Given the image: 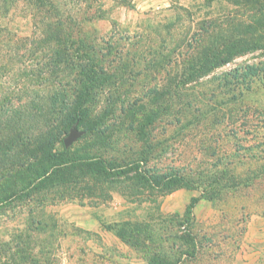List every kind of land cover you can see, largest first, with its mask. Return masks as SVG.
Masks as SVG:
<instances>
[{
  "label": "rangeland",
  "instance_id": "374dc122",
  "mask_svg": "<svg viewBox=\"0 0 264 264\" xmlns=\"http://www.w3.org/2000/svg\"><path fill=\"white\" fill-rule=\"evenodd\" d=\"M47 23L72 38L73 59L88 51L104 70L90 123L103 114L132 150L150 141V166L208 176L156 197L126 199L116 186L106 197L11 204L0 211V264H264V0H0V99L75 87V70L53 66L63 43L46 39ZM252 63L249 84L222 79ZM129 115L153 118L149 139L128 128ZM90 123L63 136L81 132L65 146L73 155L95 143ZM189 191L206 199L186 221ZM37 216L43 230L30 223Z\"/></svg>",
  "mask_w": 264,
  "mask_h": 264
},
{
  "label": "trees",
  "instance_id": "16d2710c",
  "mask_svg": "<svg viewBox=\"0 0 264 264\" xmlns=\"http://www.w3.org/2000/svg\"><path fill=\"white\" fill-rule=\"evenodd\" d=\"M6 1L2 0V3ZM4 6L6 10L9 7ZM51 26V23L45 25L50 29L46 39L63 43L62 48L54 49L53 66L58 68L59 64H63L66 69L75 70V87L68 89L69 83L65 82L61 90L55 88L44 94L34 89L29 99L21 96L16 98V102L10 97L0 99V211L16 202L34 200L35 205L42 207L47 201L55 199L82 200L86 191L90 197H106L108 189L116 186L126 199L140 197L142 190L156 197L158 192L165 195L181 187H202L208 175L204 176V180L203 173L190 178L175 167L162 171L155 165H148L154 146L144 137L141 138L143 144L138 146L141 148L132 150L128 141L122 142L120 135L112 132L103 114L90 123L87 104L95 87L106 81L104 70L88 51L73 59L70 54L72 38L68 34L61 38V33ZM235 53H226L217 64L230 61ZM256 65L245 64L230 69L222 73L225 76L222 79L227 80V84L233 81L249 84L257 70ZM131 105L128 102L120 112H128ZM128 120L129 129L137 131L139 126L140 136H146L144 127L153 118L136 119L134 115H129ZM74 121L82 126L90 123L86 133L92 134L95 139L83 155H73L63 143V136ZM146 138L149 139L148 136ZM156 189L159 191L154 192ZM204 193L192 196L187 202L183 213L186 221L200 199L205 198ZM28 208L30 215L36 210L35 207ZM30 223L36 230H43L45 226L39 216L31 218ZM104 228L114 230L118 237L123 238L121 229ZM19 243L21 241L18 248Z\"/></svg>",
  "mask_w": 264,
  "mask_h": 264
},
{
  "label": "water",
  "instance_id": "95a60500",
  "mask_svg": "<svg viewBox=\"0 0 264 264\" xmlns=\"http://www.w3.org/2000/svg\"><path fill=\"white\" fill-rule=\"evenodd\" d=\"M81 134L80 131H78L75 127L72 128L68 134V136L64 139V145L68 146L71 144L73 141H75L79 135Z\"/></svg>",
  "mask_w": 264,
  "mask_h": 264
},
{
  "label": "crops",
  "instance_id": "0c3cea01",
  "mask_svg": "<svg viewBox=\"0 0 264 264\" xmlns=\"http://www.w3.org/2000/svg\"><path fill=\"white\" fill-rule=\"evenodd\" d=\"M189 192H190V191H189ZM188 194H190V195H189V198H188V200H187V201H189V199H190L192 196H197V195H195L194 193H191V192H190V193H188ZM186 204H187V203H186Z\"/></svg>",
  "mask_w": 264,
  "mask_h": 264
}]
</instances>
